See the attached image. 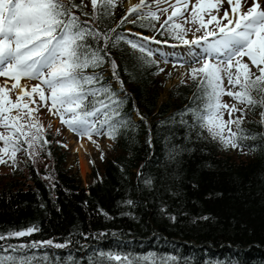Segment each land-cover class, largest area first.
<instances>
[{"label": "trees", "instance_id": "obj_1", "mask_svg": "<svg viewBox=\"0 0 264 264\" xmlns=\"http://www.w3.org/2000/svg\"><path fill=\"white\" fill-rule=\"evenodd\" d=\"M81 4V0H75ZM85 5V0H83ZM82 21L101 31L115 29L122 34L125 25L157 38L172 39L163 30L154 31L142 22L120 23L125 7L122 0L112 15L93 21L90 10L73 9ZM83 12L89 13L88 16ZM117 21V22H116ZM159 29V21H153ZM119 25V26H118ZM119 80L128 100L123 107L133 123L122 128L111 152L100 166L91 169L84 184L78 170L66 166L65 151L50 132L39 154L46 166L28 162L26 170L0 181V233L36 225L31 236L0 241V244H31L49 239L58 243L71 240L63 249H31L39 264H91L97 250L140 256L148 253L171 255L178 264H264V124L251 116L242 127L256 139L242 141L247 155L222 152L221 145L200 129L189 133L175 114L193 107L197 82L188 78L168 89L164 86L160 63L144 57L124 40L109 49ZM146 60H156L148 63ZM103 72L104 84L112 74ZM163 69V68H162ZM91 73L92 69L88 70ZM198 103V102H197ZM145 118H133V112ZM256 107L252 112L263 111ZM191 122L190 116H186ZM165 123H161V122ZM135 125V126H133ZM200 132L201 138H197ZM190 137V138H189ZM151 139V146L148 141ZM184 149L169 159L171 146ZM15 171V170H14ZM139 174V176H138ZM151 178L152 187L143 180ZM136 201V206L126 203ZM164 207L168 215H161ZM106 214V215H105ZM169 216H175L173 222ZM202 217H208L207 220ZM47 254L48 260L42 257Z\"/></svg>", "mask_w": 264, "mask_h": 264}, {"label": "snow or ice", "instance_id": "obj_2", "mask_svg": "<svg viewBox=\"0 0 264 264\" xmlns=\"http://www.w3.org/2000/svg\"><path fill=\"white\" fill-rule=\"evenodd\" d=\"M227 2L231 16L227 10L223 16L218 15L222 0H155L156 10L149 6L148 0H139L128 8L120 23H135L136 19L147 22L141 23V27L163 30L161 34L166 32L179 42L171 47L186 46L189 49L180 64L190 68L189 78L197 82L194 106L175 114L170 120L179 116L180 124L189 133L195 129L203 130L207 138L218 142L225 150L252 149L255 146L245 145L242 141L256 137L249 136L242 124L249 110L264 108V2L251 0L246 11L244 7L249 0ZM161 3L167 7L161 8ZM91 6V19L102 21L113 14L117 0H91ZM83 7V0L81 4L75 0H0V78H5L0 82V164L11 161L14 167L19 153L24 152L32 158L39 155L37 149L48 143L38 116L42 108L58 117L69 131L88 137L94 144V135L115 140L122 128L133 123L123 112L128 94L120 95L123 81L119 80L117 65L111 60L109 49L124 40L132 49L138 50L142 58L154 54L142 43L126 40L120 34L111 35L115 29L101 31L96 26H89L73 11ZM169 9L171 13L157 29L153 21H160L161 15ZM82 14L89 15L87 12ZM205 14L210 18L205 20ZM133 16L136 19H131ZM181 20L183 23L177 22ZM188 23L198 27L192 31L185 27ZM189 31H192V39L186 38ZM201 31L203 34L197 36L196 33ZM142 39L161 43L154 37ZM245 57L256 71H252ZM109 60L112 76L120 84L119 91H114L111 84H104L103 72L96 71ZM89 69H92L91 73ZM33 81L36 83H31ZM225 96L232 102H226ZM236 113L240 115L236 116ZM137 115L141 120L145 119L138 110ZM259 115L260 123L264 124V111ZM186 116H190L191 122L185 119ZM195 134L201 138L200 132ZM148 143L151 146V139ZM183 150L180 145L171 146L169 159H175ZM143 183L147 188L152 187L151 178L144 179ZM126 203L136 206V201L131 199ZM160 214L168 215L164 207L160 208ZM169 219L176 221L175 216H169ZM37 231L39 228L32 225L0 233V241L31 236ZM70 243V239L64 243L52 239L31 244L3 243L0 244V264H39L36 255L30 254L31 249H63ZM93 255L91 264H178L175 256L153 253L133 257L97 250ZM42 259L47 261L48 255Z\"/></svg>", "mask_w": 264, "mask_h": 264}, {"label": "rangeland", "instance_id": "obj_3", "mask_svg": "<svg viewBox=\"0 0 264 264\" xmlns=\"http://www.w3.org/2000/svg\"><path fill=\"white\" fill-rule=\"evenodd\" d=\"M123 1V5L125 7V14H127V10L130 7V5L128 4V0H122ZM139 0H136V3H138ZM174 2V0H173ZM135 3V4H136ZM148 4L149 6L153 9L156 10V3L155 0H148ZM85 5L86 8L88 10H90V12H92V6H91V0H85ZM134 5V4H133ZM161 8L167 7L166 4L161 3L160 4ZM225 9H221L220 12L223 13ZM171 13V9H169L168 13H164L163 15H161L159 24L162 23L165 19H167V16ZM213 14H215V10H213ZM121 18V17H120ZM189 20H190V9H189ZM205 20L209 19L210 17L205 14L204 16ZM132 19V17H131ZM117 22V21H116ZM180 23H183V21H177ZM185 27L192 29V31L195 30V27H198V25H193L191 23L185 24ZM210 28L213 27L212 25L209 26ZM131 32H136L133 31L130 26L127 24L125 25V28L123 29L122 34H127L130 36V40L137 42V43H142L145 45V47L147 49H149L154 55V57L159 61L160 63V67L163 68V71L160 73L161 76H165V81H164V86L160 91L159 94V102L163 101L166 96H167V92L168 89L170 87H172L173 85H176L177 83H179L182 80H186L189 78L190 76V68L187 66H181L180 61L186 58V54L189 51V49L186 46H178V47H171L170 45L173 44H177L178 43H169L168 41H163L160 40L161 43L157 44L154 43L152 40H143V37H153L152 34L147 33L145 36L140 35L141 33H130ZM192 31L188 32L187 35V39H192ZM203 34V31L196 33L197 36H200ZM155 39V38H154ZM157 40V39H155ZM157 51V52H156ZM245 62L249 63L250 68L252 69V71H256L255 66L251 65V62L247 60V58L245 57ZM167 60L169 61L168 63H165L164 61ZM184 68V74L181 77H178L176 79V76H178L180 74V69ZM104 73H109L112 74L111 71V62L108 63L104 69H103ZM258 74V73H257ZM5 78H0V82H3ZM23 82V81H22ZM110 82H113V84H115L116 86H118L119 84L117 83V81L113 78V76L110 78ZM31 83H36L35 81L31 82ZM11 85V81H9V87ZM18 91V90H17ZM12 98H15V93L12 94ZM224 100L226 102L231 103V99L227 96L224 97ZM264 111V110H263ZM261 111H255L252 112L251 110H249L247 112V115L244 118V121L250 119L251 116L256 117L259 116V113ZM236 116H239L240 113H236ZM39 116V121L40 123L43 125L44 127V132L43 135H45L46 133L50 132L53 136V140L55 143H58L61 145V148L65 151V162H66V166L70 167L72 170H78V173L81 176V179L83 180V183L86 184L90 181L91 176V169L93 167L96 166H100L102 161L104 160V156L108 155L109 152H111L112 150V146L114 144L113 140H110L107 136H101V135H94L92 137V140H95V144L92 143V141H90L88 139V137H85V141H87L90 145H92V149L91 152L88 153L87 159H88V171L85 173V175H82L80 173L79 170V163H78V158L76 156H74L73 153V137H72V132L69 131L65 126L61 125L60 120L58 117L53 116L51 114L48 113L46 108H42L40 110V112L38 113ZM133 118L137 119L139 116L133 112ZM224 119L227 120L228 116L227 114H225ZM49 125H51V127H49ZM57 129H59V133L57 132ZM97 145H99V148H97ZM222 152L228 153V154H233V155H237L240 152L241 156H246L247 155V149L244 147L243 149L241 148H237V149H231L229 148L228 150L223 149L222 147H220ZM43 151L44 149H37L38 152ZM45 152V150H44ZM101 156H103V158H101ZM31 162L32 165H34L35 167H40L46 166V161H44L43 157L39 154L36 155L32 158H29V156L27 154H25L24 152H21L18 154V157L16 159V163L15 166H12L11 161H9L8 164H0V181H3L5 179H7L9 176L14 175L15 173H18V171L26 170L25 164ZM15 170V171H14Z\"/></svg>", "mask_w": 264, "mask_h": 264}, {"label": "bare ground", "instance_id": "obj_4", "mask_svg": "<svg viewBox=\"0 0 264 264\" xmlns=\"http://www.w3.org/2000/svg\"><path fill=\"white\" fill-rule=\"evenodd\" d=\"M194 2V0H193ZM264 2V0H262ZM136 3V0H128V4L131 6ZM251 6V0H249L248 5L244 7V10H247V7ZM221 9H225L229 12V15L231 16V7L229 6L227 0H222ZM216 14V13H215ZM219 16H223V13L219 12ZM226 22V21H225ZM184 74V68L180 69V74L176 76V79L178 77H181ZM73 137V153L74 156L78 158L79 163V170L82 175H85V173L88 171V153L91 152L92 145H90L87 141H85V137H80L72 133Z\"/></svg>", "mask_w": 264, "mask_h": 264}]
</instances>
